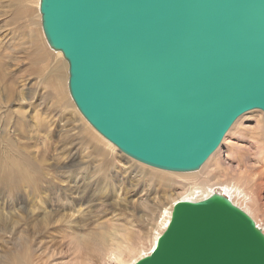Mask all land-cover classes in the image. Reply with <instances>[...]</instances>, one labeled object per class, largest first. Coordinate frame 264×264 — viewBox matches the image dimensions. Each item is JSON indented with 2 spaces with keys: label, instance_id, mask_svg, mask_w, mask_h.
<instances>
[{
  "label": "water",
  "instance_id": "water-1",
  "mask_svg": "<svg viewBox=\"0 0 264 264\" xmlns=\"http://www.w3.org/2000/svg\"><path fill=\"white\" fill-rule=\"evenodd\" d=\"M85 120L127 156L195 171L242 114L263 113L264 0H39ZM133 264H264V233L222 193L173 203Z\"/></svg>",
  "mask_w": 264,
  "mask_h": 264
},
{
  "label": "rangeland",
  "instance_id": "rangeland-1",
  "mask_svg": "<svg viewBox=\"0 0 264 264\" xmlns=\"http://www.w3.org/2000/svg\"><path fill=\"white\" fill-rule=\"evenodd\" d=\"M38 6L36 0H0V37L5 35L0 39L5 42L0 60L3 58L1 62L7 67L5 72L9 71L8 78L0 83V135L4 132L12 142L1 141L0 136V264L12 260L14 264H118L116 255H109L111 248L122 246V255L127 257V246L145 245L156 205H165L191 181L159 177L145 169L152 166L127 156L116 146L114 150L107 147L86 129L78 109L74 111L67 84L61 98L66 102H56L55 95L59 94L49 79L53 58L35 51L32 41L35 33L48 45ZM48 50L55 51L50 46ZM28 86L36 90L34 96L20 101L19 95L22 97ZM239 117L214 156L197 169L201 172L197 182L241 179L243 184H239L255 195L261 191L258 187L264 186V167L258 163L262 155L264 161L263 125H258L263 113L255 109ZM257 171L263 174L257 176ZM258 177L263 186L255 183ZM263 197L264 193L263 210L254 220L264 233Z\"/></svg>",
  "mask_w": 264,
  "mask_h": 264
},
{
  "label": "bare ground",
  "instance_id": "bare-ground-1",
  "mask_svg": "<svg viewBox=\"0 0 264 264\" xmlns=\"http://www.w3.org/2000/svg\"><path fill=\"white\" fill-rule=\"evenodd\" d=\"M37 2V5L39 4V0H36ZM3 34H7V33H3ZM5 37V35H4ZM3 35H1L0 39L4 38ZM35 41L34 43V49L35 51H38L39 53H42V52H46L48 53L52 58H53V67H52V70L50 71L49 73V79L51 80L52 78V86L53 88L55 89V92H58V94L60 95H55L56 96V102L59 103V105H62V103H65L66 100H61V98H63V93L65 94V88H66V84H67V76H68V73H67V69H68V66H67V63L66 61L63 59L62 55H60V52H55V51H51V50H48L49 46L46 44V42H42L41 39H38V36L33 33V36H32V41ZM44 40V38H43ZM5 42H2V40H0V50L3 48V45H4ZM6 46V45H5ZM2 51V50H1ZM51 51V52H49ZM13 53V52H12ZM12 53L10 55H12ZM17 54V53H16ZM15 54V56H16ZM19 55V54H18ZM14 56V55H13ZM3 57V56H2ZM15 58V57H14ZM9 59V58H8ZM12 61L13 58H11ZM63 59V61L61 62V60ZM3 60V58L1 59ZM0 60V83L4 82V78L7 77V75H9V71L5 72V64H3ZM10 61V60H9ZM19 61V60H18ZM16 62V61H14ZM4 63H6V60L4 61ZM8 64V63H7ZM18 65V64H17ZM15 65V66H17ZM9 66V65H8ZM12 66V64H11ZM14 66V64H13ZM12 66V67H13ZM7 68V67H6ZM11 69V67H9ZM14 69V68H13ZM16 69V68H15ZM34 71V69H33ZM12 77V76H11ZM8 78V77H7ZM17 78V77H16ZM11 79V78H10ZM9 79V80H10ZM23 79V78H22ZM44 80V79H43ZM42 81V80H41ZM15 83V82H14ZM47 83V81H46ZM21 85V84H20ZM30 85V84H29ZM42 85V84H41ZM1 86V85H0ZM19 86V85H17ZM32 86V85H31ZM17 88V87H16ZM25 88V87H24ZM29 89V86L27 87ZM34 88V87H33ZM23 89V88H22ZM21 90V89H20ZM1 91V90H0ZM34 91L36 90H25V92H23L21 95L22 97L19 95V100L20 101H23V99L26 97H29V98H32L34 96ZM8 93V92H7ZM36 93V92H35ZM8 95H11L10 92L8 93ZM36 96V95H35ZM9 97L5 98L3 100L6 101L8 100ZM18 101V100H17ZM20 103V102H19ZM2 105V103L0 102V106ZM8 105V104H7ZM58 105V106H59ZM22 106V105H21ZM65 107V106H64ZM66 108V107H65ZM76 106L74 107V111L76 112ZM57 109V108H56ZM67 110V108L65 109ZM255 110V109H253ZM78 111V110H77ZM252 111V110H250ZM79 112V111H78ZM74 113V112H73ZM80 113V112H79ZM78 114V113H77ZM243 115V114H242ZM46 116V115H45ZM262 116V115H261ZM240 118V117H239ZM238 118V119H239ZM6 119V118H5ZM262 117L259 119V123L258 125H263L261 124L263 122V120H261ZM1 121V120H0ZM3 122V121H2ZM50 124V123H49ZM84 124H85V127L86 129L90 132V133H93L95 135H97L98 137L101 138L102 141H104L105 145H107V147L111 148V150H114L115 149V145L113 143H111L109 140H107L106 138H104L99 132L97 133V131L91 127L89 125V123H87V121H84ZM235 124V123H234ZM233 125V124H232ZM234 127V125H233ZM261 127V126H260ZM232 129V128H231ZM260 129V128H259ZM7 134H5L4 132H1V137L3 138V140L1 141H8L9 143L11 142V138H9V136H6ZM6 136V137H5ZM99 139V138H98ZM226 140V139H225ZM0 141V142H1ZM99 141V140H98ZM264 142V141H263ZM12 143V142H11ZM2 144V143H1ZM257 146V144H256ZM260 146V145H259ZM11 148V147H10ZM264 148V147H263ZM262 148V149H263ZM9 149V148H8ZM10 150V149H9ZM217 150V149H216ZM264 151V150H263ZM256 152L260 153L259 151L256 150ZM67 153V152H66ZM217 153V152H216ZM12 154V153H11ZM16 154V153H14ZM112 154V153H111ZM215 154V153H214ZM254 154V153H253ZM257 154V153H256ZM264 154V153H263ZM213 155V154H211ZM210 155V156H211ZM258 155V154H257ZM260 155V154H259ZM3 156V155H2ZM6 156V155H5ZM209 156V157H210ZM214 156V155H213ZM208 157V158H209ZM215 157H216V154H215ZM15 158V157H14ZM8 159V158H7ZM213 159V158H212ZM255 159H258V158H255ZM254 159V160H255ZM260 161L258 162L259 163V166H262L264 167V161H263V155L259 158ZM116 160V159H115ZM114 160V161H115ZM210 160V159H209ZM214 160V159H213ZM11 161V160H10ZM219 161V160H217ZM242 161V160H241ZM240 161V162H241ZM12 162V161H11ZM212 162V161H211ZM214 162V161H213ZM205 163V162H204ZM203 163V164H204ZM243 162H241V165H242ZM246 163V162H245ZM243 163V164H245ZM202 164V165H203ZM207 164V163H206ZM211 164V163H210ZM213 164V163H212ZM237 164V163H236ZM238 164H239V161H238ZM247 164V163H246ZM144 165V164H142ZM201 165V166H202ZM208 165V164H207ZM215 165V164H214ZM145 166V165H144ZM205 166V165H204ZM209 166V165H208ZM211 166V165H210ZM209 166V167H210ZM217 166V165H216ZM240 166V164H239ZM208 167V168H209ZM213 167V165H212ZM218 167V166H217ZM236 167V166H235ZM243 167V166H242ZM211 168V167H210ZM227 168V167H226ZM239 168V167H237ZM146 170H148L150 173H154L155 175L159 176V177H172V176H176V178H181V179H186V181L188 180L191 181L188 183V185L185 187L184 191L180 194H178L177 196L175 195V197H169L168 201H166L165 205L164 204H160V205H156L157 207V210H156V213L154 214L155 218H154V221L152 222L151 226L149 229H147V233H146V243L144 245V243H138L139 245L137 247H134V246H127V250H126V253H127V257H124L122 255V249L123 247L118 245L117 247H112L110 252H109V255H116V260H117V263L118 264H133L134 262H136V260H138L139 258L145 256V255H148L151 250L154 248L155 246V243H156V239L158 238V236L162 233V231L166 228L168 222H169V219H170V213H171V209H172V205L174 202H176L177 200H191V201H197V200H200L202 198H205L207 196H209L211 193L213 192H219V193H222L224 196L228 197L231 202L233 204H235L236 206H238L239 208H241L242 210H244L253 220H254V217L255 215L259 212H262L263 209H261V206L263 207V205H260L261 204V199H262V194L264 193V186L262 184V178L258 177L257 179H255V183L257 185H261L263 187H258L259 189L261 188V191L255 195H252L249 191H247L243 186V182L241 179H239V182L241 181L242 184L240 185L238 181H232V180H228V181H218V182H208L210 180H208L207 182L204 181V182H197V180L201 177V172L199 170H195V171H189V172H172V171H166V170H160V169H157V168H154V167H145ZM212 169V168H211ZM228 169V168H227ZM234 169V168H233ZM232 169V170H233ZM244 169V168H243ZM207 170V169H206ZM222 170V169H221ZM220 170V171H221ZM223 170L226 171L227 173V170L224 168ZM236 170V169H235ZM234 170V171H235ZM250 170V169H249ZM213 171V170H212ZM219 171V172H220ZM225 171L224 173L222 174H225ZM229 171V170H228ZM231 171V170H230ZM252 171V170H251ZM222 172V171H221ZM139 173V172H138ZM204 173V172H203ZM207 173V172H206ZM216 173V172H215ZM229 173V172H228ZM258 173V171H257ZM221 174V173H220ZM234 174H237V173H234ZM255 174V173H254ZM263 174L262 172L258 173L257 176ZM62 175V174H61ZM138 175V174H137ZM206 175V174H205ZM209 175V173H208ZM228 175V174H227ZM226 175V176H227ZM249 175V174H248ZM212 176V175H210ZM216 177V175H214ZM240 176V175H239ZM244 176L243 174H241L240 177ZM250 176V175H249ZM256 176V175H255ZM203 177V176H202ZM207 177V176H206ZM205 177V178H206ZM248 177V176H247ZM163 178V179H164ZM165 178V179H166ZM208 178V177H207ZM246 178V177H245ZM170 179V178H169ZM209 179H211V177H209ZM244 180V178H243ZM254 180V179H253ZM240 182V183H241ZM245 182H247L245 180ZM248 183V182H247ZM252 183V179H251V182ZM249 183V184H250ZM254 183V184H255ZM137 184V182H136ZM255 184V185H256ZM247 185V184H246ZM244 185V186H246ZM251 185V184H250ZM249 186V185H247ZM246 186V188L248 189V187ZM251 186H254L253 183ZM73 188V187H72ZM250 188V187H249ZM257 189V187H255ZM252 189V188H251ZM90 190V189H89ZM251 191V190H250ZM255 191H258V190H255ZM39 192V191H38ZM41 193V192H40ZM104 193V192H103ZM77 196V195H76ZM79 196V195H78ZM80 197V196H79ZM78 197V198H79ZM167 197V198H168ZM81 198V197H80ZM79 198V199H80ZM166 198V197H165ZM264 198V197H263ZM18 199V198H17ZM51 199V198H50ZM71 199V198H70ZM78 199V201H79ZM83 200V199H82ZM45 201V199H44ZM43 201V202H44ZM48 201V200H47ZM50 201V200H49ZM67 201V200H66ZM71 201L74 202L73 199H71ZM70 201V202H71ZM86 201V200H85ZM68 202V201H67ZM72 202V204H73ZM69 203V202H68ZM82 203V202H81ZM46 204V203H45ZM75 204V203H74ZM78 204V203H77ZM80 204V203H79ZM48 205V204H46ZM51 205V204H50ZM104 205V204H103ZM74 206V205H73ZM80 206V205H79ZM78 206V207H79ZM148 206V205H146ZM42 207V206H41ZM51 207V206H49ZM153 207V206H152ZM44 208V207H43ZM63 208V207H62ZM45 209V208H44ZM43 209V210H44ZM55 209V208H54ZM72 210H75V209H71ZM55 211V210H54ZM70 211V210H69ZM76 211V210H75ZM79 211V210H78ZM42 212V210H41ZM49 213V212H48ZM59 212H57L58 214ZM64 213V212H63ZM79 213V212H78ZM71 214V213H70ZM80 214V213H79ZM50 215V214H48ZM264 215V214H263ZM56 216V215H55ZM81 216V215H80ZM152 216V215H151ZM256 226H258L256 220H254ZM259 227V226H258ZM260 228V227H259ZM261 229V228H260ZM262 230V229H261ZM35 231V230H34ZM9 232V231H8ZM10 235H13L12 232H9ZM8 234V233H7ZM27 235V234H26ZM25 236H23L24 238ZM10 238V237H9ZM17 238V236L14 237V239ZM25 239V238H24ZM27 239V238H26ZM25 239V240H26ZM15 261L12 260V261H9L7 262L6 264H14ZM1 264H5L3 262H1Z\"/></svg>",
  "mask_w": 264,
  "mask_h": 264
}]
</instances>
